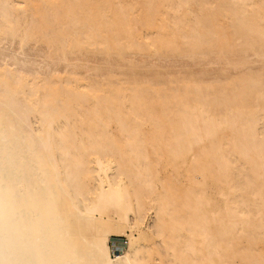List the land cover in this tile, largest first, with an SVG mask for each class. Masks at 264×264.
I'll return each instance as SVG.
<instances>
[{"label": "bare ground", "instance_id": "6f19581e", "mask_svg": "<svg viewBox=\"0 0 264 264\" xmlns=\"http://www.w3.org/2000/svg\"><path fill=\"white\" fill-rule=\"evenodd\" d=\"M112 6L0 0V264H264V0Z\"/></svg>", "mask_w": 264, "mask_h": 264}, {"label": "rangeland", "instance_id": "374dc122", "mask_svg": "<svg viewBox=\"0 0 264 264\" xmlns=\"http://www.w3.org/2000/svg\"><path fill=\"white\" fill-rule=\"evenodd\" d=\"M96 2H101V0H95ZM119 0H113V6L112 7H116V5H117V2H118ZM122 1H124V0H122ZM139 1H141L142 2V0H139ZM227 36L230 38V39H232V38H234V37H236L235 36V30L232 28V27H228V29H227ZM219 34V38H220V40L222 39V33L220 32V33H218ZM240 38H238V40H239ZM220 44H221V42H220ZM29 54H30V52H29ZM94 59H91V61L92 62H89L90 63V65H91V63H93L94 61H93ZM151 61H154V62H156L155 61V59H153V60H150L149 62H151ZM164 61V60H163ZM168 61H169V63H168ZM89 63H86V64H88L89 65ZM157 63V62H156ZM163 63V62H162ZM162 63H160V64H162ZM167 63L168 64H176V62L175 61H173L172 60V62H171V60H167ZM177 63H180V62H177ZM158 64V63H157ZM165 65H166V61H165V63H164ZM164 64H162V65H164ZM174 64V65H175ZM177 67H179V65L177 64ZM24 113H25V115L28 117H32L33 115H34V112H33V110H32V108L30 107V106H27L26 107V109L23 111ZM187 165H185V166H183L182 168H177L176 170H171V169H168V170H165L164 171V175L165 176H168V177H173L172 176V174L173 175H175L176 176V178H180L179 179V182L180 183H184L185 181H186V177H187ZM163 174V173H162ZM181 174V175H180ZM186 176V177H185ZM200 177V178H199ZM198 178L199 179H201V176H198ZM207 181V180H206ZM208 184H210V185H208ZM203 189H204V191H205V193L207 194V196H209L210 198H211V202H210V205L209 206H207V208L209 209V210H211V209H213V208H219L220 210H222V207H223V203H224V198L222 197V196H220V195H218V193H217V191H218V185L216 184V182L214 181V180H208L207 182H205V185H203V187H202ZM214 189V190H213ZM207 191H208V193H207ZM223 191L226 193V195H228L229 194V191H228V188L226 187V186H223ZM213 197V198H212ZM218 197V198H217ZM213 200H214V203H213ZM213 206V207H212ZM105 219H107V218H105ZM149 222V219H146V223H148ZM145 223V224H146ZM72 237H71V241H72V243H74L75 241H76V236H77V234L78 233H80V229H79V227H77V226H72ZM85 230H84V233L87 235V237H90L91 236V231H89V229H87V227H83ZM106 229V227H104L103 228V230H105ZM119 240V243L121 244V245H125V243L128 241L125 237H120V238H115V237H113L112 238V241H113V245H115L116 244V242ZM111 243V242H110Z\"/></svg>", "mask_w": 264, "mask_h": 264}]
</instances>
